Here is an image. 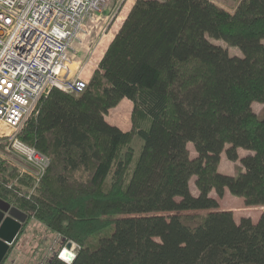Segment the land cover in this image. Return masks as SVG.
I'll use <instances>...</instances> for the list:
<instances>
[{"label": "trees", "instance_id": "16d2710c", "mask_svg": "<svg viewBox=\"0 0 264 264\" xmlns=\"http://www.w3.org/2000/svg\"><path fill=\"white\" fill-rule=\"evenodd\" d=\"M123 98L133 103L129 130L107 118ZM255 102L264 104V0L234 10L136 0L87 88H53L20 131L51 157L40 183L30 193L32 180L0 159V197L27 225L35 218L79 245L72 262L56 251L47 264H264V209L254 221L220 207L226 191L264 207ZM223 154L243 168L221 172Z\"/></svg>", "mask_w": 264, "mask_h": 264}, {"label": "built area", "instance_id": "2783aa9c", "mask_svg": "<svg viewBox=\"0 0 264 264\" xmlns=\"http://www.w3.org/2000/svg\"><path fill=\"white\" fill-rule=\"evenodd\" d=\"M115 3L0 0V143H4L0 158L32 180L30 193L51 157L18 135L38 115L41 99L53 88L75 94L87 88L95 72V56L120 6ZM66 248L68 258L62 255ZM78 249L70 241L56 251L70 263Z\"/></svg>", "mask_w": 264, "mask_h": 264}, {"label": "rangeland", "instance_id": "374dc122", "mask_svg": "<svg viewBox=\"0 0 264 264\" xmlns=\"http://www.w3.org/2000/svg\"><path fill=\"white\" fill-rule=\"evenodd\" d=\"M115 1H116L115 5L120 4V6L112 23L110 24V27L108 28V30H110L109 36L104 38L103 44L100 46L95 56L96 60L92 66L95 67L94 70L98 69L99 63L102 60L110 42L114 38L115 34L117 33L121 24L123 23L124 19L127 16L126 10L121 14L120 11L122 7L121 0H115ZM213 1L230 10H234L237 7L240 0H213ZM210 40L213 43H219L224 47L229 48L231 54H238L239 56L243 55V52L239 47L231 46L224 40H220V39L218 40L215 38H210ZM102 46L103 48L101 50ZM132 107H133L132 101L131 102L126 101L116 110L112 109L110 112H108L107 118L114 123H118L122 127L128 125L129 128L131 127ZM255 108L257 111L261 112V110L264 108V104L255 102ZM141 144L142 141L138 137H135L132 141V146L136 150L135 159L139 154ZM0 146H4V143H0ZM189 148L191 152L195 153L194 146L192 143L189 144ZM241 153L243 154L245 152L241 150ZM0 159L4 160L2 158ZM4 161L7 162V160ZM9 165L16 167L10 163ZM16 168L18 170V167ZM242 168L243 165L240 160L232 161L228 159L225 154H223V161H221V165H220L221 172L229 173V174H237ZM191 188L194 193H198L193 183L191 185ZM21 191L23 192V190ZM225 194L226 195L223 198H220V207L232 209L238 220L242 214H248L254 212L257 213L258 211L261 212L264 209V207L262 206H252V207L247 206L242 197L233 195L229 191H226ZM212 195L217 196V193L213 191ZM24 215H25L24 211H22L17 206L12 205L8 213V218H19V217H23ZM26 225L27 223L24 225L22 229L23 233L20 235L17 243L12 246L13 248L10 250L7 259L3 264H47L48 259L52 257L54 252H56V250H59V248L62 245H64L61 241L62 238L60 235L49 229H45L43 224L40 223V221H37L35 218L30 219L28 225L27 226Z\"/></svg>", "mask_w": 264, "mask_h": 264}, {"label": "water", "instance_id": "95a60500", "mask_svg": "<svg viewBox=\"0 0 264 264\" xmlns=\"http://www.w3.org/2000/svg\"><path fill=\"white\" fill-rule=\"evenodd\" d=\"M12 207L9 201L0 197V264H3L15 243L18 235L27 222V215L19 218H8Z\"/></svg>", "mask_w": 264, "mask_h": 264}, {"label": "crops", "instance_id": "0c3cea01", "mask_svg": "<svg viewBox=\"0 0 264 264\" xmlns=\"http://www.w3.org/2000/svg\"><path fill=\"white\" fill-rule=\"evenodd\" d=\"M122 2V4H121V14L126 10V15H128V13H129V11L131 10V8H132V6L134 5V3L136 2V0H121ZM111 34H112V31H111ZM114 35V34H113ZM104 46V45H103ZM103 46L101 47V50H102V48H103ZM107 46H108V44H107ZM101 52V51H100ZM102 57V56H101ZM100 57V58H101ZM126 101H129V102H131V100H129L128 98H123L122 100H121V102L119 103L120 105H118V106H116V108H112V109H117L118 107H120L122 104H124V102H126ZM133 104V103H132ZM254 109H255V111L256 112H259V111H257L256 110V108H255V103H254ZM133 108V107H132ZM111 109V110H112ZM110 110V111H111ZM132 112V111H131ZM112 122V121H111ZM114 123V122H113ZM115 124H117V125H119L118 123H115ZM131 125H132V123H131ZM122 129H124V130H129L131 127H129L128 128V125H125V126H121V125H119ZM241 150H243L245 153H241ZM239 152H240V155L242 154V155H244V154H246V150L245 149H243V148H241V149H239ZM241 155V156H242ZM221 161H223V156H222V160ZM226 195V194H225ZM228 209V208H227ZM263 211V210H262ZM262 211L260 212V211H258L257 213L256 212H254V213H248V214H242L241 216H240V218L242 217V216H250L254 221H257L258 219H259V217H260V215H261V213H262ZM239 218V219H240Z\"/></svg>", "mask_w": 264, "mask_h": 264}, {"label": "bare ground", "instance_id": "6f19581e", "mask_svg": "<svg viewBox=\"0 0 264 264\" xmlns=\"http://www.w3.org/2000/svg\"><path fill=\"white\" fill-rule=\"evenodd\" d=\"M70 255H71V254H70V252L68 251V249H65V250H64V253H63V256L66 257V258H68Z\"/></svg>", "mask_w": 264, "mask_h": 264}, {"label": "snow or ice", "instance_id": "6c2138e0", "mask_svg": "<svg viewBox=\"0 0 264 264\" xmlns=\"http://www.w3.org/2000/svg\"><path fill=\"white\" fill-rule=\"evenodd\" d=\"M5 83H6V81H5Z\"/></svg>", "mask_w": 264, "mask_h": 264}]
</instances>
